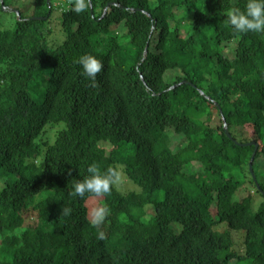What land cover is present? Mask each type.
<instances>
[{
	"label": "trees",
	"instance_id": "16d2710c",
	"mask_svg": "<svg viewBox=\"0 0 264 264\" xmlns=\"http://www.w3.org/2000/svg\"><path fill=\"white\" fill-rule=\"evenodd\" d=\"M73 2L11 27L0 0V264H264V33L225 24L247 0ZM93 163L133 186L70 195Z\"/></svg>",
	"mask_w": 264,
	"mask_h": 264
},
{
	"label": "clouds",
	"instance_id": "9594fccd",
	"mask_svg": "<svg viewBox=\"0 0 264 264\" xmlns=\"http://www.w3.org/2000/svg\"><path fill=\"white\" fill-rule=\"evenodd\" d=\"M90 6V0H74L72 11L77 14L86 11ZM225 24L230 25L234 32L264 33V0H247L245 9L234 8L227 12ZM81 69V75L90 79L95 84L97 74L102 71L104 65L100 59L92 54H83L75 61ZM88 175L82 180H74L70 195L85 198L87 195L103 196L109 194L112 187L121 180L118 168L111 167L101 171L97 164L88 167ZM110 210L106 206H96L90 210V224L97 229L105 222ZM71 209L62 207V215L68 216ZM105 233L98 232V239L103 240Z\"/></svg>",
	"mask_w": 264,
	"mask_h": 264
},
{
	"label": "rangeland",
	"instance_id": "374dc122",
	"mask_svg": "<svg viewBox=\"0 0 264 264\" xmlns=\"http://www.w3.org/2000/svg\"><path fill=\"white\" fill-rule=\"evenodd\" d=\"M58 1H60V0H58ZM9 4H10V6H9L8 9H6L7 13H5V19L3 21V24L7 25L9 23V25L12 27V24H14V23L11 24L12 19L8 18L9 16H12L10 13L13 12V11L17 12L20 9L25 12V11H27V9L30 6V4H32V3H31V0H9ZM184 10H185V7L179 9L178 13L181 14V13L184 12ZM32 12H33V8L30 9L29 13H32ZM17 14H18V12H17ZM56 15H58V14H56ZM17 16L19 17V14ZM12 18H14V17L12 16ZM13 21H14V19H13ZM56 21L58 22V20H56ZM55 34L58 35L57 36L58 38H62L63 37V34L58 29L55 30ZM236 48H237V41L227 42V43H224L221 46V52L225 53L229 57H234V55H236ZM166 78L167 79H171L172 81H174L177 78V73L175 71H170V72H168L166 74ZM61 126H63V125L61 124ZM237 174H238L239 179H245V178L249 179L248 178V174L246 172V168L239 169ZM120 184H121V186H123L125 188L133 186L131 183L127 182L126 178H122L121 181H120ZM251 189H254V188L251 187ZM245 190L246 189L244 188L242 190V192L243 191L245 192ZM260 197H261V195L257 196V198H260ZM149 211L153 212V210H149Z\"/></svg>",
	"mask_w": 264,
	"mask_h": 264
},
{
	"label": "water",
	"instance_id": "95a60500",
	"mask_svg": "<svg viewBox=\"0 0 264 264\" xmlns=\"http://www.w3.org/2000/svg\"><path fill=\"white\" fill-rule=\"evenodd\" d=\"M257 148H258V145L256 144V149H255V151H254V153L252 155V158L250 160V169H251V171H253L252 165H253V161H254V158H255V154H256Z\"/></svg>",
	"mask_w": 264,
	"mask_h": 264
}]
</instances>
